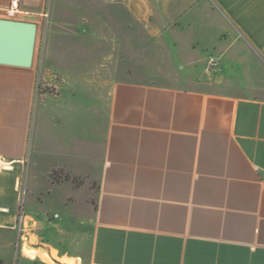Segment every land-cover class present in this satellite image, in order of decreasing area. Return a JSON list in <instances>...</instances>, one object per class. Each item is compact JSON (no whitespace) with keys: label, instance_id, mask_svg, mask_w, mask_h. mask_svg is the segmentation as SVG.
<instances>
[{"label":"crops","instance_id":"0c3cea01","mask_svg":"<svg viewBox=\"0 0 264 264\" xmlns=\"http://www.w3.org/2000/svg\"><path fill=\"white\" fill-rule=\"evenodd\" d=\"M10 2L43 24L49 0ZM99 2L181 69L0 65V264H264V0Z\"/></svg>","mask_w":264,"mask_h":264},{"label":"rangeland","instance_id":"374dc122","mask_svg":"<svg viewBox=\"0 0 264 264\" xmlns=\"http://www.w3.org/2000/svg\"><path fill=\"white\" fill-rule=\"evenodd\" d=\"M101 12H106L108 18L101 19ZM117 16H126L121 7L106 8L100 5L99 0H49L44 22L38 27L34 64L44 69L70 62L71 67L63 70L75 76L87 72V82L99 81L101 77L108 81L132 77L146 81L157 75H173L181 69L178 65L168 69L161 67L162 60L157 61L153 56L158 55L159 46L138 25L134 26L135 35H130L131 21L118 20ZM132 46L137 51L134 54ZM74 62L86 63L87 67H76ZM205 70L213 71L209 66ZM5 240V237H0V242ZM60 248L64 254H72L65 244L60 243ZM13 264H19L18 258Z\"/></svg>","mask_w":264,"mask_h":264},{"label":"water","instance_id":"95a60500","mask_svg":"<svg viewBox=\"0 0 264 264\" xmlns=\"http://www.w3.org/2000/svg\"><path fill=\"white\" fill-rule=\"evenodd\" d=\"M38 25L0 19V65L30 69L34 65Z\"/></svg>","mask_w":264,"mask_h":264},{"label":"built area","instance_id":"2783aa9c","mask_svg":"<svg viewBox=\"0 0 264 264\" xmlns=\"http://www.w3.org/2000/svg\"><path fill=\"white\" fill-rule=\"evenodd\" d=\"M8 14L11 16H15L21 13V0H11L9 8L7 10ZM219 66V62L215 59H211L209 61V68L216 69ZM24 213H21L20 215V224H23L24 220Z\"/></svg>","mask_w":264,"mask_h":264}]
</instances>
